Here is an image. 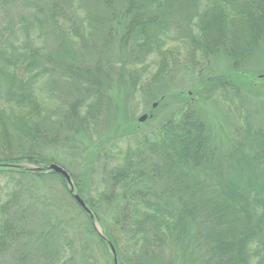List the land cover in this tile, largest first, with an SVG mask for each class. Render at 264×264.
I'll return each mask as SVG.
<instances>
[{
	"label": "trees",
	"instance_id": "trees-1",
	"mask_svg": "<svg viewBox=\"0 0 264 264\" xmlns=\"http://www.w3.org/2000/svg\"><path fill=\"white\" fill-rule=\"evenodd\" d=\"M14 1L0 0V264H264V127L237 112L240 76L264 45V0H27L17 18ZM218 56L234 74L207 78ZM186 72L189 98L170 85ZM214 90L238 126L230 148L198 106ZM155 103L170 111L145 130ZM75 142L96 145L94 192L55 159ZM53 164L103 235L61 174L32 170ZM49 179L82 219L39 232L24 183Z\"/></svg>",
	"mask_w": 264,
	"mask_h": 264
},
{
	"label": "rangeland",
	"instance_id": "rangeland-1",
	"mask_svg": "<svg viewBox=\"0 0 264 264\" xmlns=\"http://www.w3.org/2000/svg\"><path fill=\"white\" fill-rule=\"evenodd\" d=\"M26 1L27 0H15L13 3L14 7L11 9V15H13V13L16 14L13 15L16 16V18L23 15V10L26 8ZM4 24L5 20L3 19L0 21V25ZM229 61L230 60L224 56L210 59L208 61V69L205 70L204 75H206L207 78L210 77L212 79L220 74H228L226 75L227 77L232 76L234 72L232 71V66ZM243 71L245 74H248L246 76L249 77V79L241 82L240 76L239 85L241 92L238 101L239 106L237 105V112L239 109L242 110L245 115H248V117L250 116V118L252 117L255 123L258 122V125L261 124V127H264V45L252 59L248 67H245ZM170 85L173 90L171 92H175L179 95L183 94V96L186 95L189 98L188 94L190 93V90L197 85V78L190 72L181 73L170 81ZM210 85L211 83L208 87H210ZM213 92L214 93L212 94L207 92L203 97H199L198 106L209 120V124L213 128L214 135L217 139V144L219 146L225 145L227 148H230L237 140L235 131L238 126L235 125L236 122L231 107L227 105L222 96L224 90L221 91L222 95L218 92L215 93V90ZM150 107H152V105H149V107L146 106V108L143 107L140 112L141 115L146 114V111L151 109ZM170 108L171 107L164 108L157 106L154 109L155 120L144 127V129L147 130L149 129L148 127L153 126L155 123L164 119L169 113ZM95 146L94 142L88 145L82 144L81 142H75V144L70 145L61 143L58 144V154L55 155V159L62 165H66L70 168L72 173L78 178L81 179L83 175H86L85 179H88L89 185L93 184L92 192L97 189V185L100 183V179H102V174L100 173V175V171L98 172L100 169V162L98 153L95 154L94 151ZM24 184V198L26 204L34 210V214H36L34 219L29 223L31 228L37 227L40 228L39 232L42 230L45 232L51 223L60 220L66 221V219H71V221L75 222V219L73 218L79 216V211L76 209L74 202H72L73 200L71 201L67 194L63 193L65 192L63 187L61 184L59 185L56 180L52 181V179H49L47 182L40 181V183L28 181ZM84 197L88 199L89 196L85 193ZM71 203L72 205L70 206ZM71 207H73V209ZM99 209L104 210L100 213L102 216L105 212H108L109 214L107 216H110L111 220L116 212L113 210V207H110L109 209L108 206L105 205L97 208V210ZM77 218L82 219V216ZM104 219L107 221L105 217ZM71 221H69L68 224H71ZM95 222L100 230L99 234L103 235L102 226L96 218ZM112 224L113 223L110 222V225ZM68 227L72 228L71 232L74 235H76L77 232H79V228H81H74L72 226ZM43 241L37 240V242H35L34 246H36V254L42 253L46 250L49 243H53V237L48 238V240L44 238Z\"/></svg>",
	"mask_w": 264,
	"mask_h": 264
},
{
	"label": "water",
	"instance_id": "water-1",
	"mask_svg": "<svg viewBox=\"0 0 264 264\" xmlns=\"http://www.w3.org/2000/svg\"><path fill=\"white\" fill-rule=\"evenodd\" d=\"M157 104H155L154 107H156ZM148 119V115H143L139 118V122L140 123H144L146 122ZM33 171L35 172H43V171H46V172H56V173H59L61 174L67 181V184L69 186V189L71 191V194L73 195L74 199L76 200V202L88 213L90 214L91 218L93 220H95L92 212L89 210V208L86 206L85 202L81 199V197L76 193V190H75V186L73 184V181H72V178L70 176V174L64 169L62 168L61 166L59 165H56V164H53L49 167H40V168H32ZM95 227L96 229L98 230V232H100L97 224H95Z\"/></svg>",
	"mask_w": 264,
	"mask_h": 264
}]
</instances>
